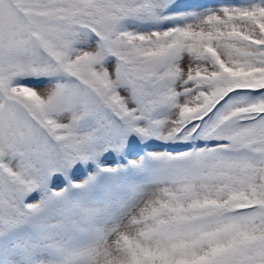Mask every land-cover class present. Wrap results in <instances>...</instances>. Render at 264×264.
Listing matches in <instances>:
<instances>
[{
	"label": "snow or ice",
	"instance_id": "6c2138e0",
	"mask_svg": "<svg viewBox=\"0 0 264 264\" xmlns=\"http://www.w3.org/2000/svg\"><path fill=\"white\" fill-rule=\"evenodd\" d=\"M0 264H264V0H0Z\"/></svg>",
	"mask_w": 264,
	"mask_h": 264
}]
</instances>
